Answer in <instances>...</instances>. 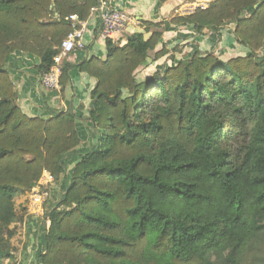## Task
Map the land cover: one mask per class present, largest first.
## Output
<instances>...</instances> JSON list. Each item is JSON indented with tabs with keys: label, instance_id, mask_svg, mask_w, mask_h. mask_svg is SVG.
Listing matches in <instances>:
<instances>
[{
	"label": "trees",
	"instance_id": "obj_1",
	"mask_svg": "<svg viewBox=\"0 0 264 264\" xmlns=\"http://www.w3.org/2000/svg\"><path fill=\"white\" fill-rule=\"evenodd\" d=\"M98 2L0 0V264L14 260V195L44 172L61 176L64 189L44 211L37 264H203L226 230L246 224L252 205L264 217V0H213L171 20L197 35L234 22L247 54L227 62L197 50L139 80L141 66L168 53L156 51L163 23L141 22L147 30L122 45L106 40L105 60L78 67L96 83L85 119L95 144L77 154L75 116H26L6 63L30 53L46 74L78 28L69 17L85 21ZM256 229L264 236V220ZM247 244L232 264H264V237Z\"/></svg>",
	"mask_w": 264,
	"mask_h": 264
},
{
	"label": "crops",
	"instance_id": "obj_2",
	"mask_svg": "<svg viewBox=\"0 0 264 264\" xmlns=\"http://www.w3.org/2000/svg\"><path fill=\"white\" fill-rule=\"evenodd\" d=\"M100 1H104L112 8L125 11L138 22L137 25L131 26L126 32L117 36L114 42L116 44H124L128 37L134 33L145 32L147 29L145 26L141 25V22H162L164 24L163 29H161L162 39L156 51L164 47L169 52L154 62L149 59L137 70V75H149L148 73L164 65H173L170 57L178 61L189 58L197 50L203 53L208 52L213 46V41L217 39L218 36H210V34H208V36L207 34L197 35L193 32L192 28L186 24L174 25L171 23L173 18L186 15L184 14L186 8H189L195 0H169L162 5H159L157 0ZM212 1L213 0H210L209 2ZM84 22L86 24V29L83 33L84 47L83 49H75L69 54L67 59L64 60L63 68L66 65L71 66V68L67 73V82L65 86L63 88L61 86L59 91H48L42 87V75L37 70L40 61L33 54L16 52L9 57L6 63L9 77L17 93V103L26 116L30 118L38 117L42 120H49L61 112H70L75 116V126L81 140L80 146L74 151L77 154L88 151L95 144V136L91 124L85 119L91 103L90 93L96 83L93 78L81 73L78 67L80 64L91 59L103 61L106 58L105 40L100 34L98 15L89 14ZM230 25L231 22L226 23L222 27L219 35L224 33L230 35ZM152 31L153 30L150 28L146 33V37H148ZM178 45L182 48L179 49L181 50L179 52L182 54L171 51V48ZM239 47L243 49V56L246 55L247 50L241 46ZM261 53L264 55V47ZM71 163H74V160L70 162V165ZM60 189L61 187L58 183L49 186V196H47L48 198L44 206L50 198H53L51 202H56L62 192ZM30 219L29 222L32 223V227H38L37 225L40 223L39 218L30 216Z\"/></svg>",
	"mask_w": 264,
	"mask_h": 264
},
{
	"label": "rangeland",
	"instance_id": "obj_3",
	"mask_svg": "<svg viewBox=\"0 0 264 264\" xmlns=\"http://www.w3.org/2000/svg\"><path fill=\"white\" fill-rule=\"evenodd\" d=\"M209 1L210 0H195V2H193V4H191L189 8H186L184 14L189 15L196 12L197 10L206 9L208 7V4L210 3ZM245 17H248V15H245ZM234 28L235 24L234 22H232L229 27L230 35H228V33L218 35L217 39L213 41V46L212 48H210L211 50H209L208 53L214 54V56H216L222 62H227L233 58L243 56V49L240 48L239 45L234 41ZM211 35L215 34H210V36ZM180 47L181 46L179 45L175 46L174 48H171V51L179 52L181 51L179 49H182ZM261 52L262 49L259 51V55H263V53ZM165 66L167 65H164L163 67ZM155 71H151L150 73H148L149 75H137V78L139 80L146 79ZM10 82L12 83L11 79ZM42 177L40 178V180L42 179ZM47 180L48 179L45 178L42 181L43 183L48 182L45 186H40L37 183L35 187L31 189V191L14 195V207L18 215V220L16 223L10 226V231L13 234L10 239L14 256V260L12 262L13 264H37L39 254L42 251L41 249L43 245V237L46 230L43 220V214L45 211L44 209H48L51 205L54 204V201L51 202L53 198H50L44 206L46 199L48 198L47 196H49L48 188L50 185L58 183L61 187L60 190L62 191L64 189L63 179L56 178L55 180V178H53L52 181L50 179L48 181ZM42 194L43 196H45V194L47 195L46 199L42 202V205L41 203L37 204L36 202H34V198ZM40 209L42 211H40ZM30 216L39 218L40 223L39 225H37L38 227H32V223L29 222L31 220ZM263 220L264 217L259 212V205H252L246 224L238 229L226 230L222 236L220 243L206 251L203 264H232L242 243L247 241V247L250 249L252 244H254L258 238L264 237L263 234L256 229L257 225L261 224ZM36 244H38L40 247ZM6 263L7 262H5V264Z\"/></svg>",
	"mask_w": 264,
	"mask_h": 264
},
{
	"label": "built area",
	"instance_id": "obj_4",
	"mask_svg": "<svg viewBox=\"0 0 264 264\" xmlns=\"http://www.w3.org/2000/svg\"><path fill=\"white\" fill-rule=\"evenodd\" d=\"M204 10V9H201ZM90 15L97 14L99 18V29L100 34L104 40H111L115 42L116 37L123 34L131 26H135L138 22L135 18L121 9L112 8L107 5L104 1L98 2V4L90 9ZM69 21L78 27L74 28L67 37L61 43L58 53L53 57V64L48 72L41 76V85L48 91H59L60 90V77L62 75L63 62L70 53L75 49H83V33L86 29L85 22H80L77 16L69 17ZM74 26V27H75ZM42 179L38 182V185L45 186L48 182L43 183V179L62 178L61 176H53L49 173L44 172ZM47 180V181H48ZM50 182V181H49ZM45 196L39 195L34 198V202L42 205V202L46 199ZM40 211H42L40 209Z\"/></svg>",
	"mask_w": 264,
	"mask_h": 264
}]
</instances>
